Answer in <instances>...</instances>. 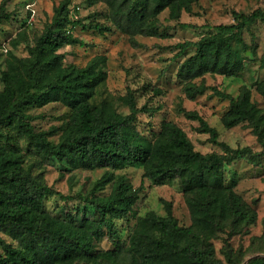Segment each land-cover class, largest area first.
<instances>
[{"label":"trees","instance_id":"16d2710c","mask_svg":"<svg viewBox=\"0 0 264 264\" xmlns=\"http://www.w3.org/2000/svg\"><path fill=\"white\" fill-rule=\"evenodd\" d=\"M173 1L120 3L126 4L127 16L142 24L148 15L156 14ZM64 9L66 3L55 9L53 20L36 38V51L28 63L19 66L8 60L0 91V128L13 124L45 155L59 159L76 157L87 168L107 167L113 171L138 163L143 165V175L154 183L180 178L184 190L190 193L187 202L192 223L180 225L167 203L166 215L148 211L137 220L127 241H122L114 219L126 216L138 198V190L123 178L113 182L106 196H81L93 206L92 213L84 214L82 224L60 219L44 209V200L54 194L69 196L39 180L22 165L20 153L0 144V231L11 239L7 241L0 235V264H219L208 240L209 232L220 230L227 219L234 223L244 219L246 223L252 222L242 200L223 184L221 166L237 157L256 154L250 147L232 148L220 141L216 128L194 111H189L188 116L199 121V131L207 132L210 142L223 147L222 153L203 154L195 150L185 131L172 121H164L154 138L141 134L135 127V118L148 108L138 106L132 94L128 96L126 114L92 109L88 99L105 79L106 72L93 64L77 69L60 65L55 51L69 41L70 28L65 25L77 23L62 13ZM1 17L7 14H0ZM233 18L232 23L211 26L216 33L179 43L180 50L192 46L194 52L179 63L176 72L184 81L187 97L194 98L208 88L228 99L226 125L254 119L249 97H235L216 85H207L204 75L230 76L244 69V57L233 48V42L243 41L247 25L256 19L264 21V10L233 11ZM181 25L195 26L185 22ZM197 78H201L200 83L194 81ZM50 100H62L71 109L69 125L57 144L46 138L47 132L35 131L22 112L28 104ZM111 171L94 182V191L113 179ZM104 228L112 247L98 250L94 242ZM246 264H264V257H252Z\"/></svg>","mask_w":264,"mask_h":264},{"label":"rangeland","instance_id":"374dc122","mask_svg":"<svg viewBox=\"0 0 264 264\" xmlns=\"http://www.w3.org/2000/svg\"><path fill=\"white\" fill-rule=\"evenodd\" d=\"M120 1L0 0V14H7L0 19V91L8 60L19 66L28 63L36 51V38L53 20L55 9L66 3L62 13L77 23L65 25L70 28L69 41L55 53L60 65L67 69L93 64L105 70V79L88 99L92 109L126 114L128 96L132 94L138 106L148 108L135 118V127L141 134L154 138L164 121H172L185 131L195 150L222 153L223 147L210 142L209 134L199 131V121L188 116L189 111H194L216 128L220 141L232 148L250 147L256 154L237 157L221 166L223 184L242 200L252 222L244 219L234 223L227 219L220 230L209 232L208 240L219 264H243L245 260L246 264L252 257H264V21L256 19L247 25L243 41L233 42V48L244 57L242 71L230 76L204 75L207 85H216L235 97L246 94L255 111L253 120L226 125L228 99L208 88L189 98L183 89L184 81L176 73L179 63L194 52L192 46L180 50L179 43L216 33L211 26L234 22L233 11L264 10V0H174L156 14L148 15L142 24L126 15L127 6ZM184 22L195 26L184 27ZM194 81L200 83L201 78ZM22 112L34 130L47 132L46 138L54 144L71 119L70 106L62 100L28 104ZM0 144L20 153L22 165L39 180L69 196L54 194L44 200V209L60 219L82 224L84 214L92 213L93 206L81 196H106L113 182L123 178L138 190V198L126 216L114 219L122 241H127L137 220L148 211L166 215L167 203L180 225L192 223L187 202L190 193L184 190L180 178L157 184L143 175L142 164H127L111 171L107 167L87 168L76 157L45 155L13 124L0 128ZM110 171L113 179L94 191V182ZM0 235L11 240L1 231ZM94 245L98 250L112 247L106 228Z\"/></svg>","mask_w":264,"mask_h":264},{"label":"water","instance_id":"95a60500","mask_svg":"<svg viewBox=\"0 0 264 264\" xmlns=\"http://www.w3.org/2000/svg\"><path fill=\"white\" fill-rule=\"evenodd\" d=\"M245 262H246V260H245ZM245 262H244V263H245ZM244 263H243V264H244Z\"/></svg>","mask_w":264,"mask_h":264}]
</instances>
